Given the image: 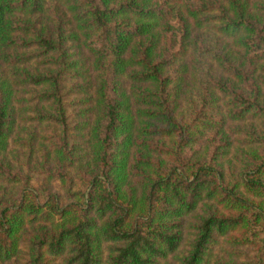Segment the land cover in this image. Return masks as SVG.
Segmentation results:
<instances>
[{"label": "trees", "instance_id": "16d2710c", "mask_svg": "<svg viewBox=\"0 0 264 264\" xmlns=\"http://www.w3.org/2000/svg\"><path fill=\"white\" fill-rule=\"evenodd\" d=\"M255 123L264 0H0V264H264Z\"/></svg>", "mask_w": 264, "mask_h": 264}, {"label": "rangeland", "instance_id": "374dc122", "mask_svg": "<svg viewBox=\"0 0 264 264\" xmlns=\"http://www.w3.org/2000/svg\"><path fill=\"white\" fill-rule=\"evenodd\" d=\"M202 96H203V93L197 87H193L189 91H185L184 92L183 102H182L181 107H180V110H181L180 116L183 117V119L190 118L194 114V112L196 110H198L202 106V104H203ZM222 102L223 101H221L220 103L223 106L224 103H222ZM90 116L93 117V115H90ZM94 118H95V116H94ZM72 122L74 124L75 123L77 124L78 121H77L76 118H74V121H72ZM255 124L257 125L256 129L264 130V126H261V124H259V123H255ZM35 131H37V132L39 131V138H40L39 142H40L42 137L49 136V134L52 135L54 129L46 130L44 127H39V128H36ZM70 138H71V141H70V144H71L75 139L73 137H71V136H70ZM29 153H30L29 148L28 147H24V149H23V151L21 153L22 157H21V154H18L16 156H18L20 158V161H22V163L24 164L26 162V160H27V157H28ZM34 156H35L34 157L35 161L38 163L40 161V158L42 157V151L36 152ZM77 166H78V162L76 163V168H77ZM77 169L78 170L72 169L71 175H72V178L75 180V182L78 181V188L82 189L87 184L86 180H84L86 178V173L83 170H81V167H78ZM24 172H27V171L25 170ZM33 175H34L35 183L37 181H41V180L43 181L44 180L43 175H40V174L39 175L33 174ZM41 183L42 182H40V183L38 182V184H41ZM19 188H21V186H19ZM54 190L59 192L57 184H55ZM189 237H190V235L188 236V238Z\"/></svg>", "mask_w": 264, "mask_h": 264}]
</instances>
